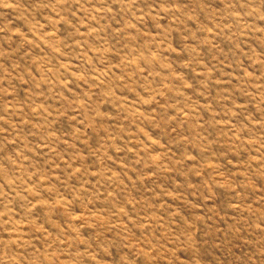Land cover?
<instances>
[{
    "label": "rangeland",
    "instance_id": "374dc122",
    "mask_svg": "<svg viewBox=\"0 0 264 264\" xmlns=\"http://www.w3.org/2000/svg\"><path fill=\"white\" fill-rule=\"evenodd\" d=\"M0 264H264V0H0Z\"/></svg>",
    "mask_w": 264,
    "mask_h": 264
}]
</instances>
